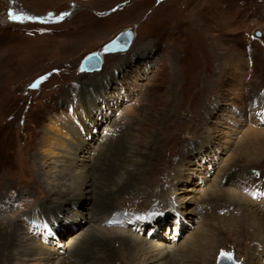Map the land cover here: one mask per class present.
Masks as SVG:
<instances>
[{"label": "rangeland", "instance_id": "374dc122", "mask_svg": "<svg viewBox=\"0 0 264 264\" xmlns=\"http://www.w3.org/2000/svg\"><path fill=\"white\" fill-rule=\"evenodd\" d=\"M124 29L133 33L128 48L104 52ZM90 53L101 65L86 71ZM77 123L85 128L79 154L94 146L87 173L105 172L119 157L152 163L140 189L110 200L127 224L104 226L161 245L167 256L158 264H195L183 260L190 238L205 251L214 241L208 264L221 250L246 264L264 238V0H0V212L63 256L90 229L98 194L70 199L42 183L41 174L51 180L75 167L58 157L63 150L41 171L33 159L43 129ZM40 208L58 216L55 234H38L32 219ZM102 212L98 219L107 217ZM98 249L74 254V263L111 264ZM117 258L114 264H128ZM254 264H264V252Z\"/></svg>", "mask_w": 264, "mask_h": 264}, {"label": "bare ground", "instance_id": "6f19581e", "mask_svg": "<svg viewBox=\"0 0 264 264\" xmlns=\"http://www.w3.org/2000/svg\"><path fill=\"white\" fill-rule=\"evenodd\" d=\"M86 71H90V70H86ZM88 106H92V103L89 102ZM91 110H93V108ZM93 112H95V110H93ZM89 120H91V118H89ZM91 122L93 123L94 121L91 120ZM78 123H80V121H78ZM78 123L77 125H74L76 128L70 127L68 125H61V126L49 125L47 128L43 129V131L45 132L43 133L45 135L39 141L40 142V144L38 145L39 151L37 152V154H35L33 161L35 160L37 162V170L41 171V169L48 167V164L46 162L49 158L59 155L58 153L54 152L56 149L63 150L64 154L59 155L58 157L63 156L64 158H66V162L67 161L74 162L75 167H71V169L69 167L66 173L63 172L58 173L56 170H54L56 172L55 173L52 172L53 176L51 180H49L47 177H45L42 174L40 176L39 173L40 176L39 179L42 181V183L52 187L54 189V192L56 191L59 193L62 192L65 196L68 195L70 199L71 198L79 199L78 198L79 194L87 195L92 192H97L98 196L96 198L93 197L94 198L93 204L95 205L97 204L96 205L97 207L93 205V208H95L93 209V211L94 210L95 211L94 213L92 211L93 214L90 215V218L85 221V222L89 221L91 223L90 224L91 226L89 227L90 229H87V234H85L86 236L83 237L81 242L77 241L75 243V246H77L75 252L69 251L67 252L66 256H63L61 253L56 252L54 248L50 247L48 244H44V242L40 241V239L37 241L35 240L37 243H35L34 240L30 241L25 233L23 232L20 233L18 226L13 221V217H11L10 215L6 216L2 214V212H0V257L4 256L7 264H22L23 261L25 260L27 261V263L30 260H36L37 264H76L74 263L76 262L75 261L76 259H73L74 254L79 255L88 252L90 249L96 250L99 247L97 251L101 250L104 253H106V256H108V258L107 257L106 258L111 261V264L117 262L116 260L117 256H119V258H117L118 260L125 259L128 264H158V261H160L162 257L166 254L165 252L162 251L163 247H161V245L156 243H151L145 237H142L139 234H136L129 229L126 230L123 229L124 227L116 228V227L104 226L102 224L113 221L120 223V220L125 219L121 212L117 211L116 209L114 211L113 209L111 210L112 206L110 204V200L116 198L117 194H121V193L123 194V191L125 190H129V189L136 190V188L140 189L141 187L139 188V183L137 181L138 179H140L142 172L146 170L148 171L149 170L148 168L152 167V163L150 164L149 159L147 158L144 159V163H138V162L136 163V162H129L128 159L126 161L125 157L123 158L119 157L118 162H112V164L108 163L105 172H101L98 169V172L95 171V173L93 172L92 174L87 173L86 172L87 170H85V168L88 166L89 159L92 158L93 156L92 149L94 148V146L91 145L90 146L91 149H88V151H82L81 154H79V152L83 149L82 146L84 142L82 141H84L83 140L84 134L82 133V131L84 132L85 128L78 125ZM63 131L67 133L66 135H68V139H64V141L68 142L70 139L68 143L69 145L68 144L66 145L68 148L62 147L63 144L59 135L62 134ZM129 140L130 141L127 140L128 142L126 141L125 143V145H127L125 146L126 149L133 148V143L137 141V138L129 139ZM142 142L144 141L142 140ZM241 147L242 148H240V152H241L240 154H243V156L244 154L246 155L244 156L245 163L251 164L252 159L247 160L248 158L247 151L249 150L248 147L246 145H242ZM104 150H106L107 152H111L112 153L111 156L113 157H118L121 154V152L117 153V151L112 152L111 150H109V148ZM153 151H154V147L153 149H151V152ZM121 155L125 156L124 153H122ZM90 163L94 166L96 165L94 164L95 161ZM108 167H111V169H108ZM35 172L37 173V171ZM150 174H152V172L149 173V175ZM148 177H146V179H148ZM137 191L140 192V190ZM209 191H213L214 193H223L224 190L213 188V189H209ZM127 196H132V195H127ZM40 210L42 209L40 208ZM103 210L104 212H106L104 214L107 217L103 219L100 218L101 219L100 220L97 218V214L101 213ZM43 211L46 210L43 209L42 211L38 212V214L34 216V219H32L33 220L32 222L38 224L39 226V228H37V230L39 231L38 234L41 233L42 236L46 237L52 235L53 233L55 234V231L53 230L54 227H52V225L54 226L58 225V216H54L53 211L52 213L50 212L51 214H48V212L43 213ZM100 216L101 215H99V217ZM5 223L8 225V227H10L9 230L2 227L5 226L4 225ZM120 224L125 225L127 223L122 221V223ZM256 230L255 232L258 235V231ZM71 241L74 242L75 239L73 238ZM208 242H210V245L207 246L205 244V246L208 247V250L205 251L204 247H203L204 250L201 249L200 246L202 245V243H199L198 238H190L184 248H187L189 245H192V248L190 251H187V249H185V252H189L188 253L189 255L186 254L187 257H184L183 260L184 261L187 260L190 261V263L192 262L195 264H208L207 262L208 259H211L213 256L209 254V251L212 248L211 243H214V241L211 239ZM262 244H264V238L262 240ZM262 244L260 249L256 250L255 254H252L251 257L249 256L250 258L248 257L249 260H247L246 264H254V262H258V256L264 252V245ZM168 248H171V246H168ZM216 250L212 248V251L214 252L213 258L216 255ZM177 256H181V255H177ZM106 258L103 260L106 261ZM65 259H71L72 263L71 262L68 263V261L65 262ZM81 260L83 259H80V261ZM28 264H32V263L29 262ZM102 264L105 263L103 262Z\"/></svg>", "mask_w": 264, "mask_h": 264}, {"label": "water", "instance_id": "95a60500", "mask_svg": "<svg viewBox=\"0 0 264 264\" xmlns=\"http://www.w3.org/2000/svg\"><path fill=\"white\" fill-rule=\"evenodd\" d=\"M255 34L260 36V32L258 30L255 31ZM133 39V33L130 29H124L120 31L111 41L107 42L103 46L104 52H115L120 50H125L128 48L130 43ZM101 65V58L96 53H90L88 56H86L82 63L81 68L83 70H94L98 69ZM223 250H221L217 256V262L216 264H242L240 261L236 260L233 257V254L231 253V259H229L227 256L222 257L220 253ZM225 253H229L226 251H223Z\"/></svg>", "mask_w": 264, "mask_h": 264}, {"label": "snow or ice", "instance_id": "6c2138e0", "mask_svg": "<svg viewBox=\"0 0 264 264\" xmlns=\"http://www.w3.org/2000/svg\"><path fill=\"white\" fill-rule=\"evenodd\" d=\"M9 18L12 19V20L20 19L19 16L13 15V14H11V13H9ZM220 255H221L222 257L227 256L229 259H231V253H225V252L222 251V252L220 253Z\"/></svg>", "mask_w": 264, "mask_h": 264}]
</instances>
